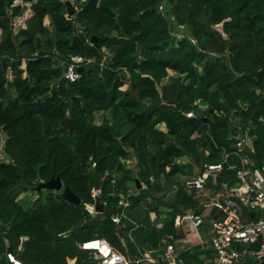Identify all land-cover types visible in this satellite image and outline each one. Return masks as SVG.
<instances>
[{
    "label": "trees",
    "instance_id": "obj_1",
    "mask_svg": "<svg viewBox=\"0 0 264 264\" xmlns=\"http://www.w3.org/2000/svg\"><path fill=\"white\" fill-rule=\"evenodd\" d=\"M71 2L73 13L64 0H0V264H13L9 253L23 264H96L81 248L95 238L133 260V237L164 252L186 235L176 218L205 209L188 182L227 153L238 162L241 133L253 137L252 168L264 167V74L243 75L262 66L264 0ZM176 23L188 33L176 35ZM72 56L87 60L68 81ZM228 166L218 181L234 184ZM56 177L80 204L52 189L29 209L19 202ZM131 181L144 186L136 195ZM97 201L104 212L93 215L86 205ZM144 201L166 219L139 224ZM176 253L181 264H217L210 245Z\"/></svg>",
    "mask_w": 264,
    "mask_h": 264
},
{
    "label": "built area",
    "instance_id": "obj_2",
    "mask_svg": "<svg viewBox=\"0 0 264 264\" xmlns=\"http://www.w3.org/2000/svg\"><path fill=\"white\" fill-rule=\"evenodd\" d=\"M165 10V5L160 6ZM172 21L175 22L174 17ZM81 56H72L65 64L63 76L68 81H75L80 77V63L84 62ZM89 61V60H88ZM187 117H193L189 111ZM238 150V162L230 163V155L227 153L220 163H210L203 171L194 175L188 185L197 189L198 195H202L204 211H187L176 218V226L183 230L186 235L168 243L163 255L171 262H176L178 246L182 249L195 245L211 246L216 254L217 264H236L245 259H251L254 264H264V167L254 170L253 163L244 154L245 148L253 149V137L248 131L241 133ZM239 162H241L239 165ZM228 164L229 169L236 171V182L218 181V174ZM212 186L208 187V183ZM99 190L94 192L97 195ZM122 203V202H121ZM88 211L96 215L94 204H87ZM216 208L226 214L224 219L210 217L212 210ZM253 214V215H252ZM115 220L119 222V217ZM209 221V227L205 223ZM207 230V237L203 232ZM164 242L166 240L164 239ZM259 243L257 251L243 248V244ZM81 248L95 255L96 264H146V258L137 260L128 258L115 249L108 240L95 238L85 241ZM8 258L13 264H23L13 254ZM77 258H68L67 264H76ZM154 262V260H150ZM170 262V263H171Z\"/></svg>",
    "mask_w": 264,
    "mask_h": 264
},
{
    "label": "rangeland",
    "instance_id": "obj_3",
    "mask_svg": "<svg viewBox=\"0 0 264 264\" xmlns=\"http://www.w3.org/2000/svg\"><path fill=\"white\" fill-rule=\"evenodd\" d=\"M29 14H30V9H28L26 11V13L24 14V16L22 18H19L18 20H16V22L21 23L24 18L28 17ZM188 31H189V29L187 26H178V24L174 28V33L176 35L187 34ZM101 119H102V114H98L97 120L100 122ZM160 127L165 129L164 124H161ZM0 158L3 161H6L8 159L7 156L3 152V145L0 146ZM184 161H187V159L185 158ZM134 163H135L134 160H130L128 165H130V167H133ZM142 187H144V186H142ZM142 187L139 188L136 185V183H134L132 181L128 182V189H129L130 195L138 194L139 191L142 189ZM54 192L56 194L62 196L63 190L54 191ZM48 194H49V189L42 188L41 190L38 191L37 188L34 187V188H30L29 190L23 192L20 195L18 200L21 204H23V206L25 208L29 209L36 203V201L38 199H41L42 202H45L47 197H48ZM161 209H164V208L161 207ZM135 216H136V219L138 220L139 224H140V220L144 223V225H143L144 227H148V224L153 225V223H154V221L151 218V213L149 214L146 207H144V206L141 207V211L135 212ZM157 218H158V221H161V220L164 221L166 219V215H163V213H162V214L157 215ZM119 220H120V218H119ZM133 239H134V242L137 246V251L142 253V256H137V258L139 259V258L145 257L147 260L146 264H154V263L158 264L159 262H162V261H166L168 264H181L180 262H177V259H176L175 263L171 262L170 260H167V258L163 259V255L165 252H163L161 249H160L161 251L158 249H155V248L150 249V248H148V246L141 243L142 240L136 241L135 237H133ZM180 246H178L177 250H182V247H180ZM251 246H252V244L246 243V244H243L241 246V249L251 248ZM94 257H95V255H94ZM150 260H154V262H150Z\"/></svg>",
    "mask_w": 264,
    "mask_h": 264
},
{
    "label": "water",
    "instance_id": "obj_4",
    "mask_svg": "<svg viewBox=\"0 0 264 264\" xmlns=\"http://www.w3.org/2000/svg\"><path fill=\"white\" fill-rule=\"evenodd\" d=\"M64 1L66 2V5H67L70 13H73L75 8L73 7L71 0H64ZM261 60H262V66H261L260 70H258V71H246L243 73V75L257 77L258 75L264 74V55L262 52H261ZM79 71H81V69H79ZM138 187L139 188L142 187L141 183H139V182H138ZM36 188L38 191L41 190L42 188L52 189L55 191L63 190L62 196L60 195L59 197L66 198V199L70 200L71 202H75L77 204L81 203V200L77 196H75L69 190V188H67L63 185V182L61 181V179L59 177L52 178L50 181H41L36 186ZM95 209H96L97 213H103L104 212V204L97 201V203L95 204Z\"/></svg>",
    "mask_w": 264,
    "mask_h": 264
},
{
    "label": "crops",
    "instance_id": "obj_5",
    "mask_svg": "<svg viewBox=\"0 0 264 264\" xmlns=\"http://www.w3.org/2000/svg\"><path fill=\"white\" fill-rule=\"evenodd\" d=\"M143 206L146 207V209H147L149 207L148 201H144L143 204H142V207ZM151 218L154 221V223H158L159 224L160 222H162V220L158 221L157 215H155L153 213H151ZM126 251L128 252V250H126ZM236 264H254V262L252 263V262H249L247 259H245V260H242V261H240V262H238Z\"/></svg>",
    "mask_w": 264,
    "mask_h": 264
}]
</instances>
